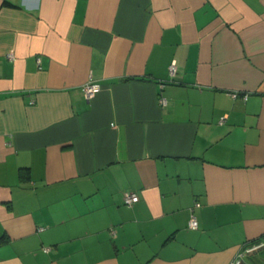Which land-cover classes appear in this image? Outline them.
I'll return each instance as SVG.
<instances>
[{
    "label": "crops",
    "instance_id": "0c3cea01",
    "mask_svg": "<svg viewBox=\"0 0 264 264\" xmlns=\"http://www.w3.org/2000/svg\"><path fill=\"white\" fill-rule=\"evenodd\" d=\"M257 240L264 0H0V264H229Z\"/></svg>",
    "mask_w": 264,
    "mask_h": 264
},
{
    "label": "built area",
    "instance_id": "2783aa9c",
    "mask_svg": "<svg viewBox=\"0 0 264 264\" xmlns=\"http://www.w3.org/2000/svg\"><path fill=\"white\" fill-rule=\"evenodd\" d=\"M174 70H175V65L172 63L169 66L170 74H173ZM99 89H100L99 84L96 82H92V81H87L81 87V91H82V93L86 99L92 98L99 91ZM232 96L235 97L236 93H233ZM244 98H246V96H244ZM160 101H161V103H163L164 99L161 98ZM138 198L139 197H138L137 193L132 192V191H125L123 194L124 203L126 205H131L132 203L136 202L138 200ZM196 205H198V204H196ZM188 226H189V228H192V229H195L198 226L197 219L193 214H191V216L189 218ZM262 246H264V241H262V240H257V241H253V242H249V243H245V244L241 245L236 256L230 261L229 264H241L242 257L245 254L256 251L259 248H261Z\"/></svg>",
    "mask_w": 264,
    "mask_h": 264
}]
</instances>
